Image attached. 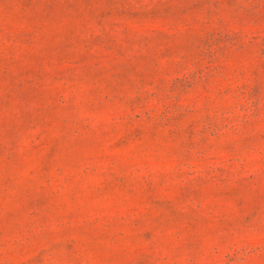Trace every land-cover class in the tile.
<instances>
[{"label": "rangeland", "instance_id": "rangeland-1", "mask_svg": "<svg viewBox=\"0 0 264 264\" xmlns=\"http://www.w3.org/2000/svg\"><path fill=\"white\" fill-rule=\"evenodd\" d=\"M0 264H264V0H0Z\"/></svg>", "mask_w": 264, "mask_h": 264}]
</instances>
